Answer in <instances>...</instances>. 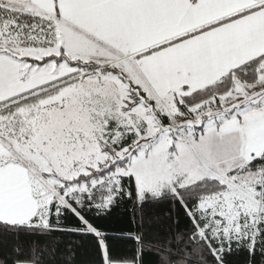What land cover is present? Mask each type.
I'll return each instance as SVG.
<instances>
[{
  "label": "snow or ice",
  "instance_id": "snow-or-ice-1",
  "mask_svg": "<svg viewBox=\"0 0 264 264\" xmlns=\"http://www.w3.org/2000/svg\"><path fill=\"white\" fill-rule=\"evenodd\" d=\"M0 264H264V0H0Z\"/></svg>",
  "mask_w": 264,
  "mask_h": 264
}]
</instances>
